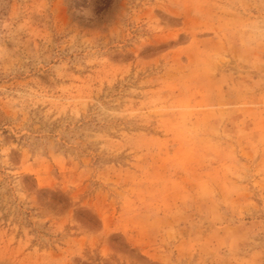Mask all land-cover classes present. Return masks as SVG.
I'll return each instance as SVG.
<instances>
[{
	"label": "rangeland",
	"instance_id": "rangeland-1",
	"mask_svg": "<svg viewBox=\"0 0 264 264\" xmlns=\"http://www.w3.org/2000/svg\"><path fill=\"white\" fill-rule=\"evenodd\" d=\"M0 264H264V0H0Z\"/></svg>",
	"mask_w": 264,
	"mask_h": 264
},
{
	"label": "trees",
	"instance_id": "trees-1",
	"mask_svg": "<svg viewBox=\"0 0 264 264\" xmlns=\"http://www.w3.org/2000/svg\"><path fill=\"white\" fill-rule=\"evenodd\" d=\"M74 1H75V4H78V5L79 4H86L89 1H92L94 3L95 10L97 12H100V11H104V10L108 9L112 0H74Z\"/></svg>",
	"mask_w": 264,
	"mask_h": 264
}]
</instances>
